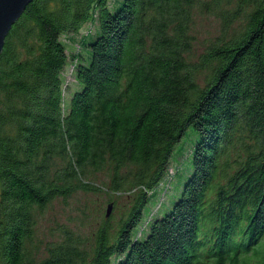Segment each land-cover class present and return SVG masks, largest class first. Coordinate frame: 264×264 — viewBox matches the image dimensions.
<instances>
[{
	"label": "trees",
	"instance_id": "obj_1",
	"mask_svg": "<svg viewBox=\"0 0 264 264\" xmlns=\"http://www.w3.org/2000/svg\"><path fill=\"white\" fill-rule=\"evenodd\" d=\"M197 15L221 31L194 61ZM104 169L119 219L37 257L40 213ZM0 264H264V0H33L0 59Z\"/></svg>",
	"mask_w": 264,
	"mask_h": 264
},
{
	"label": "rangeland",
	"instance_id": "obj_2",
	"mask_svg": "<svg viewBox=\"0 0 264 264\" xmlns=\"http://www.w3.org/2000/svg\"><path fill=\"white\" fill-rule=\"evenodd\" d=\"M93 26V28H92ZM94 31V25L88 24L81 29L79 33H70L62 36L63 41L67 46V51L70 56L77 52H82L88 55L86 48H83V34L89 31ZM221 31L220 20L212 15H197L193 26L192 34L194 36V46L187 53V58L194 61H199L201 56L208 49V44ZM75 66L70 64L65 70L66 91L64 97L69 96V84L75 85L76 79L74 74ZM203 85V76L199 79ZM179 151L173 158L168 169L166 177L157 188L154 196L155 202L150 206L149 219L160 206L164 203L169 204L174 196V189L179 179L177 176L182 166L181 162L188 153L181 155ZM180 161V162H179ZM91 181L96 184L100 191H85L79 190L68 198H56L44 211L38 216L36 227V235L30 246L34 252H37V257H45L48 254V246L56 241L62 240L63 230L66 228L73 229L76 233H81L88 236L95 231L105 219L113 217L118 220L125 206L129 204V198L126 194H114L110 191L107 185L110 179V170L104 169L96 172L91 176ZM173 196L171 198V195ZM153 197V196H152ZM114 200V201H113ZM112 203V211L107 216L108 205ZM145 223V222H144Z\"/></svg>",
	"mask_w": 264,
	"mask_h": 264
},
{
	"label": "water",
	"instance_id": "obj_3",
	"mask_svg": "<svg viewBox=\"0 0 264 264\" xmlns=\"http://www.w3.org/2000/svg\"><path fill=\"white\" fill-rule=\"evenodd\" d=\"M32 1L33 0H0V59L8 34ZM111 211L112 203L108 205L107 216Z\"/></svg>",
	"mask_w": 264,
	"mask_h": 264
}]
</instances>
